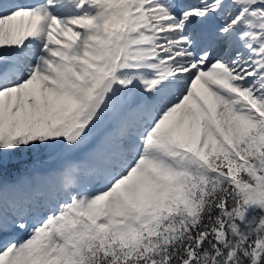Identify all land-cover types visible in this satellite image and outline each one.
I'll use <instances>...</instances> for the list:
<instances>
[{
    "label": "snow or ice",
    "instance_id": "6c2138e0",
    "mask_svg": "<svg viewBox=\"0 0 264 264\" xmlns=\"http://www.w3.org/2000/svg\"><path fill=\"white\" fill-rule=\"evenodd\" d=\"M0 264H264V0H0Z\"/></svg>",
    "mask_w": 264,
    "mask_h": 264
}]
</instances>
